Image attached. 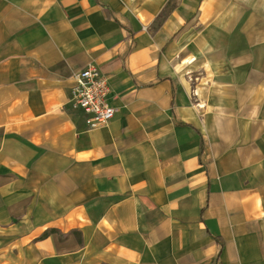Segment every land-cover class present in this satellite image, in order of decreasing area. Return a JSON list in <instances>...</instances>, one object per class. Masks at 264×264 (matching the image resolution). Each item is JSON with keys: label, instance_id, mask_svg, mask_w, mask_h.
Returning <instances> with one entry per match:
<instances>
[{"label": "crops", "instance_id": "0c3cea01", "mask_svg": "<svg viewBox=\"0 0 264 264\" xmlns=\"http://www.w3.org/2000/svg\"><path fill=\"white\" fill-rule=\"evenodd\" d=\"M0 264H264V0H0Z\"/></svg>", "mask_w": 264, "mask_h": 264}, {"label": "built area", "instance_id": "2783aa9c", "mask_svg": "<svg viewBox=\"0 0 264 264\" xmlns=\"http://www.w3.org/2000/svg\"><path fill=\"white\" fill-rule=\"evenodd\" d=\"M72 86L67 105L86 115L90 130L106 126L114 117L115 109L110 104L111 89L107 78L94 64L73 71Z\"/></svg>", "mask_w": 264, "mask_h": 264}]
</instances>
